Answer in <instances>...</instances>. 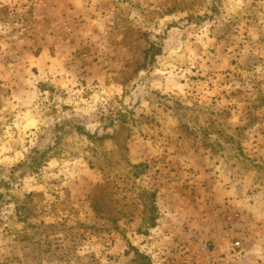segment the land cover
<instances>
[{
    "label": "rangeland",
    "instance_id": "rangeland-1",
    "mask_svg": "<svg viewBox=\"0 0 264 264\" xmlns=\"http://www.w3.org/2000/svg\"><path fill=\"white\" fill-rule=\"evenodd\" d=\"M0 264H264V0H0Z\"/></svg>",
    "mask_w": 264,
    "mask_h": 264
},
{
    "label": "trees",
    "instance_id": "trees-1",
    "mask_svg": "<svg viewBox=\"0 0 264 264\" xmlns=\"http://www.w3.org/2000/svg\"><path fill=\"white\" fill-rule=\"evenodd\" d=\"M155 219V218H154Z\"/></svg>",
    "mask_w": 264,
    "mask_h": 264
}]
</instances>
